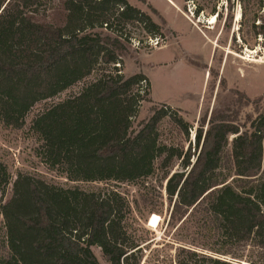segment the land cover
Wrapping results in <instances>:
<instances>
[{
	"label": "trees",
	"instance_id": "obj_1",
	"mask_svg": "<svg viewBox=\"0 0 264 264\" xmlns=\"http://www.w3.org/2000/svg\"><path fill=\"white\" fill-rule=\"evenodd\" d=\"M40 2L0 0L3 127L22 129L36 104L65 93L97 67H112L115 75L106 74L32 120L46 164L59 167L70 182L127 184L151 176L157 159L166 168L177 158L185 171L166 177L164 186L172 216L199 206L231 247L254 241L264 248V112L248 119L243 132L228 116L211 115L205 131L203 119L194 132V153L190 144L185 154L167 149L158 143L160 122L171 116L188 136L186 123L165 106L152 107L149 119L132 130L147 79L142 73L124 78L118 71L128 42L124 26L136 24L155 38L160 28L126 0H59L49 13L39 12ZM261 29L256 34L264 37ZM230 135L228 162L235 178L227 183L220 171ZM11 180L0 164V194ZM0 213L8 249L0 264H100L94 247L108 264H139L127 241L130 206L111 185L65 189L19 174ZM208 251L218 256L180 248L176 264H240L229 249Z\"/></svg>",
	"mask_w": 264,
	"mask_h": 264
},
{
	"label": "rangeland",
	"instance_id": "obj_2",
	"mask_svg": "<svg viewBox=\"0 0 264 264\" xmlns=\"http://www.w3.org/2000/svg\"><path fill=\"white\" fill-rule=\"evenodd\" d=\"M58 1L41 0L39 12L49 13ZM126 1L149 17L160 28L161 35L149 37L136 24L124 26L122 31L128 42H125L119 74L128 78L142 73L147 79L145 93L141 94L144 102L132 119V130L137 131L139 124L149 119L152 107L163 106L172 117L186 123L188 136L170 116L158 126V143L183 154L189 144L194 153V132L203 119L205 131L211 115L218 120L228 116L241 132L248 130V121L264 112V37L256 34L264 28V0ZM115 73L112 67H97L86 80L65 93L36 104L20 130L4 128L0 122V164L12 179L5 193L0 194V207L11 197L12 183L19 174L65 189L95 191L111 185L130 206L127 241L134 245L132 252L139 264H176L180 248L214 256L218 255L208 250L229 249L239 257L240 264H264V248H259L254 241L231 247L199 206L172 216L173 203H169L164 186L166 177L185 171L177 158L166 168L157 159L151 176L127 184L70 182L59 167L46 164L43 141L31 128L35 116L50 105L79 94L106 74ZM246 97L250 103H246ZM232 139L233 136H228L225 162L220 171L227 183L235 178L228 162ZM262 173L264 176V139ZM152 215L160 219L155 228L148 226ZM91 250L100 264H108L99 248ZM7 253L5 221L0 213V260L7 258Z\"/></svg>",
	"mask_w": 264,
	"mask_h": 264
},
{
	"label": "bare ground",
	"instance_id": "obj_3",
	"mask_svg": "<svg viewBox=\"0 0 264 264\" xmlns=\"http://www.w3.org/2000/svg\"><path fill=\"white\" fill-rule=\"evenodd\" d=\"M159 222H160L159 217L156 216V215H152L150 217L149 221H148V226L150 228H155V227H157V225L159 224Z\"/></svg>",
	"mask_w": 264,
	"mask_h": 264
},
{
	"label": "crops",
	"instance_id": "obj_4",
	"mask_svg": "<svg viewBox=\"0 0 264 264\" xmlns=\"http://www.w3.org/2000/svg\"><path fill=\"white\" fill-rule=\"evenodd\" d=\"M206 79V77H204V80Z\"/></svg>",
	"mask_w": 264,
	"mask_h": 264
},
{
	"label": "built area",
	"instance_id": "obj_5",
	"mask_svg": "<svg viewBox=\"0 0 264 264\" xmlns=\"http://www.w3.org/2000/svg\"><path fill=\"white\" fill-rule=\"evenodd\" d=\"M156 45H157V44H156ZM156 45H155V46H156Z\"/></svg>",
	"mask_w": 264,
	"mask_h": 264
}]
</instances>
